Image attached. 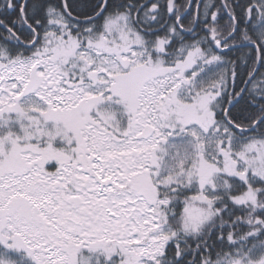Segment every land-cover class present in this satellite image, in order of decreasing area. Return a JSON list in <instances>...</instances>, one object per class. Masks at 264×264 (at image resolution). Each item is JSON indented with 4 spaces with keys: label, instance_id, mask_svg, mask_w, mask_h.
<instances>
[{
    "label": "snow or ice",
    "instance_id": "1",
    "mask_svg": "<svg viewBox=\"0 0 264 264\" xmlns=\"http://www.w3.org/2000/svg\"><path fill=\"white\" fill-rule=\"evenodd\" d=\"M0 264H264V0H0Z\"/></svg>",
    "mask_w": 264,
    "mask_h": 264
}]
</instances>
